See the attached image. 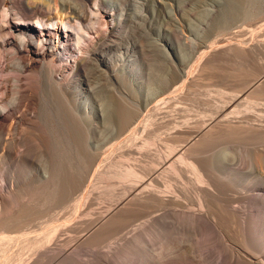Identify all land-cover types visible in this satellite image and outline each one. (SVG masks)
<instances>
[{"label": "rangeland", "instance_id": "rangeland-1", "mask_svg": "<svg viewBox=\"0 0 264 264\" xmlns=\"http://www.w3.org/2000/svg\"><path fill=\"white\" fill-rule=\"evenodd\" d=\"M23 1L26 7L35 8V2L45 0ZM14 5V0L4 3L12 21ZM113 5L116 8L119 5L118 11L111 9ZM98 8L102 24L96 23L99 16L94 11ZM53 12L59 14L58 18L72 17L61 9ZM91 23L99 27L100 33L106 28L116 29L110 45L101 46L99 51L107 55L103 67L109 78H103L96 69L89 72L92 85L96 86L90 104L101 106L104 111L100 108L96 115V132L91 135L93 144L88 150L89 137L84 124L70 115L63 100L45 87L34 88L32 107L44 118L46 151L41 156L34 147L37 153L31 151L28 165L0 160V175L7 170L19 179L15 195L3 190L7 209L1 218L22 228L27 225L30 235L36 229L46 232L59 225L52 246L66 244L75 249L76 244L80 245L70 257L48 253L45 264H249L251 258L264 257V196H261L264 179L255 160V155L264 150L263 136L220 132L221 136L217 134L205 150L216 167L225 158L239 171L228 178L219 173L216 181L215 208L221 206L220 212L229 215L231 221L235 219L234 226L223 216L216 219L217 224L204 219L199 228L187 220L179 223L172 220L160 227L152 218L163 211L152 204L145 211L135 205L131 210L126 208L132 196L128 194L130 186L140 179L127 171L140 173L154 149L165 150L168 144H179L180 138H192L204 120L208 122L216 114L215 109L219 110L235 94H241L248 84L253 85L248 90L251 94H246L251 98L248 101L257 100L256 112L264 114V0H113L101 6L92 1L85 25ZM91 33L95 39H102L97 30ZM221 43L229 45L221 47ZM173 86L178 87L177 91H172ZM164 91L169 92V101L155 105L156 95ZM209 126L214 129L215 125ZM144 139H150L146 140L150 144L143 149L140 146ZM200 139L201 136H196L187 149L195 147ZM40 161L53 173V178L41 187L35 168ZM175 164L184 171L180 180L171 179L175 182L172 181L173 189L183 200L175 208L184 209V205L197 208L194 175L185 163ZM147 175L150 179L156 173ZM123 197L126 200L121 204L119 200ZM105 212L113 218L124 213L130 219L113 224L109 237H104L100 232L108 221L101 218ZM243 218L249 219L250 228L242 227ZM248 228L256 238L253 242ZM135 229L138 239L127 242ZM108 240L117 241L115 251H108Z\"/></svg>", "mask_w": 264, "mask_h": 264}, {"label": "bare ground", "instance_id": "bare-ground-1", "mask_svg": "<svg viewBox=\"0 0 264 264\" xmlns=\"http://www.w3.org/2000/svg\"><path fill=\"white\" fill-rule=\"evenodd\" d=\"M92 1H94L97 6H101L104 5L105 2H112L113 0H45L35 2V8L26 7L23 0H14L15 5L12 13L14 18L13 21L11 20L9 11L4 9V3L6 0H0V11L2 10V13H0V160L4 162L12 161L18 166L28 165L31 162V151L34 150V147L37 148L36 150L41 156H43L46 151L42 129L44 118L41 114L39 115L36 110L34 111V107H32L35 102H33L34 92L36 91V89L34 91V88L40 86L45 87L50 91L52 90L51 92H53L56 97L60 98L61 102L63 100L66 109L68 108V111L71 112L70 115L76 119L78 118V120L84 124L83 127L89 137L86 145L88 146V150L91 148V145L93 144L91 135L93 132H96V123H94L96 115L99 114L100 108L103 113L104 111L101 106L96 107V105L92 106L90 104V101L94 99L96 94V86L92 85L89 72L91 69H96V71L98 70L100 72V75H102L103 78L106 80L109 78L107 71L103 67V63L107 61V55L105 53L100 54L99 51L101 46L110 45L109 42L111 43L110 38L112 37V33L116 31L114 27L113 29L106 28L100 33L98 32L99 27L96 26L95 23L85 25V22H87L88 19L89 3ZM159 2H161V0H159ZM138 5L140 4L138 3ZM119 8V5H117V8L114 5L111 7L113 11H118ZM58 9L70 13L72 17L69 18L66 16V19L56 17V15L59 14L54 13L53 11ZM94 12L99 16L96 23L102 24L100 8ZM121 16H123V14H121ZM91 30H97V35L102 39H95ZM227 45L229 44L221 43V47ZM252 87L253 85L248 84L241 94H235L230 100H227L220 109L218 108L219 110L215 109L216 114L212 112L214 116L212 114V117H210L211 115L209 116L210 121L208 122L210 123L205 120L204 123L201 121L203 125L201 127L199 126V129L194 133L195 136L193 134L192 138H180L178 141L179 144H168L165 149L166 151L162 148L163 151L154 149L155 152L150 159L142 165L140 173L138 172L139 174H135L131 170L127 171L128 175L134 174L139 176L140 179L130 186L128 194L132 196L128 199L129 203L126 201V208L131 210L130 208L136 206V208H141L143 211L152 204V207H157L160 211H163L162 214L159 215L157 213L158 216L155 214L156 216L152 218V220L156 221V225L159 223V226L160 224L161 226H165L172 220H175V222L178 221V223L180 220H187L193 222V224L196 225V228H199L204 219H207L210 223L217 224L216 219H223V216L231 221L229 215L223 213V211L220 212L221 206L215 208V200L217 197L216 181L219 173H221L220 175L224 178H228L237 175L239 171L228 163L224 157V159L219 161L216 167L207 158L205 150L215 139L217 134L220 135V132H223V134L238 133L246 136H248L247 134H255L256 136L260 135L264 137V114L256 112L257 106L255 104H257V100L250 102L248 99L251 98L246 96V94L253 89ZM173 88L172 91H177L178 89V87L176 88L175 86H173ZM168 93L169 92L164 91L156 95L158 99H156L155 105L168 102L170 99ZM77 100H79V102H77ZM245 102L247 103L246 105L243 104ZM242 105H245V108ZM262 106L264 108V104ZM31 109L33 111H31ZM40 111L42 112V110ZM65 111L62 110V112ZM93 111H96V114H94ZM149 118L151 119V117ZM212 123L215 125L214 129H211L209 126L212 125ZM209 127L210 129L206 131ZM196 136H201L200 141L196 143L197 145L194 144L196 145L195 147L187 149V145L191 140L195 139ZM88 137H86V139ZM146 140L144 139L140 148L144 149V146L150 144V142H148L150 139L148 141ZM128 142L126 143L128 144ZM134 145L138 147V144ZM37 151L35 152L37 153ZM110 152L113 153L114 151L110 150ZM37 159L40 160L39 158ZM136 159L138 158L136 157ZM255 160L257 161L256 163H259V166H261L260 175L261 178L264 179V150H261V154L255 155ZM177 161L179 163L182 162V164L185 163L186 166L189 167L188 170L194 175L192 176V180H195L194 182L197 184L196 189L198 190V192L196 191V193H198L196 194L197 199H195L197 208H190L185 205L184 207L187 209L175 208V206H181V201H183L180 200V195L177 194L178 192L176 193V190L173 189V180H171L175 178H179L180 180L184 173L182 166L175 164ZM36 166V178L39 187H41L44 186L46 181L53 176V173L46 168L45 163L42 164L41 162L40 165ZM153 173H156L154 177L152 176L153 178H151V176L150 179L145 177L147 174L151 175ZM128 175L126 174V176ZM0 177V251L2 252H0V262L11 264L17 260L18 264H45L46 258L49 257V255L47 256L48 253H52L53 255L51 256H60V258L70 257L74 254L80 245L76 244L74 246L75 249L73 247H68L66 244L57 246L58 248L52 246L51 240L55 237L59 225L46 231L49 228L48 227L45 230L46 232H37L38 230L36 229L37 233L33 231L35 232L34 235H30L31 232L27 230V225L25 228H22L21 225L12 223L13 221L4 222L5 219L3 220L4 217L1 218V215L3 214V211L7 209V200L3 190L8 189L12 195H15V189H17L19 184V179H17L13 173L10 175L7 170H5ZM125 196L127 195L125 194ZM125 200V198L122 200L120 198L119 203L122 204ZM119 203L117 202V204ZM105 213L106 214L102 215L101 218H106L108 221L106 226L102 227L103 229L100 232L104 237H109L111 226L113 224L118 222L126 223L130 219L129 215L124 213L119 214L114 218L111 217L108 212ZM234 214L235 213H233V215ZM147 220L149 221V218H147ZM234 220L232 219L231 221L233 222L232 226L235 224ZM247 220L243 218L242 227H249ZM144 223L145 222L143 221L141 224ZM10 224L11 228L8 227ZM4 229L6 231H4ZM44 229L45 228L42 230ZM159 229L161 230V228ZM137 236H139V233L137 229H135L132 238L129 237L130 239L127 240V242L134 241L135 238L138 239ZM249 236L252 242L256 239L253 238L254 235L251 234V230L249 231ZM139 240H141V237H139ZM108 241V251H115L118 246L114 244H116L117 241ZM136 241L138 242V240ZM129 245H127V247ZM110 259L112 258L110 257ZM254 259L255 260H252L251 258V260L248 261L251 264H264V257H254Z\"/></svg>", "mask_w": 264, "mask_h": 264}]
</instances>
